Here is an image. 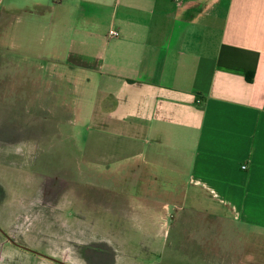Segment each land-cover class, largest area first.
<instances>
[{
  "label": "crops",
  "instance_id": "obj_1",
  "mask_svg": "<svg viewBox=\"0 0 264 264\" xmlns=\"http://www.w3.org/2000/svg\"><path fill=\"white\" fill-rule=\"evenodd\" d=\"M0 7L11 47H20L15 26L28 46L27 61L8 58L6 72L0 59V152L11 153L15 137L29 154L55 147L51 137L60 146L70 139L100 168H133L139 183L177 186L189 208L161 225L198 227L199 264H259L264 0H0ZM17 219L0 213V264L35 262L9 238L18 240Z\"/></svg>",
  "mask_w": 264,
  "mask_h": 264
},
{
  "label": "rangeland",
  "instance_id": "obj_2",
  "mask_svg": "<svg viewBox=\"0 0 264 264\" xmlns=\"http://www.w3.org/2000/svg\"><path fill=\"white\" fill-rule=\"evenodd\" d=\"M7 21L5 17L0 24V59H4L1 66L5 72L8 58L22 64L27 61L23 53L28 48L22 30H16L20 26L9 29L20 34V40L15 41L20 47H11L14 41L8 37ZM77 139L78 147L86 145L85 137ZM50 145L55 147L42 146L29 154L22 138L15 137L11 153L0 152L5 199L0 200L5 205L0 213L8 219L19 218L18 240L10 239L65 264H199V256L193 253V243L197 247L200 239L198 227L186 232L161 225L171 223L173 214L182 215L189 208L181 204L177 186L152 183L150 177L147 183H139L133 168H100L72 148L70 139L64 138L60 146L51 137ZM22 166L24 172L19 170ZM164 210L172 212L155 214ZM0 228L6 231L1 222ZM27 254L35 261L31 264H59ZM256 254L255 260L264 264V251L256 250Z\"/></svg>",
  "mask_w": 264,
  "mask_h": 264
},
{
  "label": "flooded vegetation",
  "instance_id": "obj_3",
  "mask_svg": "<svg viewBox=\"0 0 264 264\" xmlns=\"http://www.w3.org/2000/svg\"><path fill=\"white\" fill-rule=\"evenodd\" d=\"M9 238H11V237H9ZM10 240H11L12 244L16 248H19V249L23 250L26 253L29 252V253H32V254H35V255L42 256V257H44L47 260L54 261V262L59 263V264H65L64 262L60 261L59 259H57L56 257H54L52 255H44V254L38 252L37 250H34V249L26 247L23 243L21 244L17 240H13V239H10Z\"/></svg>",
  "mask_w": 264,
  "mask_h": 264
},
{
  "label": "built area",
  "instance_id": "obj_4",
  "mask_svg": "<svg viewBox=\"0 0 264 264\" xmlns=\"http://www.w3.org/2000/svg\"><path fill=\"white\" fill-rule=\"evenodd\" d=\"M119 35H120V33H119L117 30H111V31H110V36H111V37H117V36H119ZM243 168L246 169L247 166H243Z\"/></svg>",
  "mask_w": 264,
  "mask_h": 264
}]
</instances>
